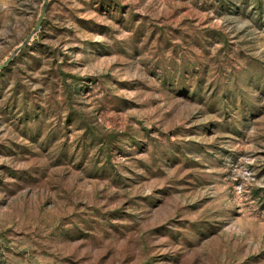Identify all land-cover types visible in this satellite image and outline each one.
Here are the masks:
<instances>
[{
	"label": "rangeland",
	"instance_id": "374dc122",
	"mask_svg": "<svg viewBox=\"0 0 264 264\" xmlns=\"http://www.w3.org/2000/svg\"><path fill=\"white\" fill-rule=\"evenodd\" d=\"M43 0H0V64ZM0 264H264V0H49L0 71Z\"/></svg>",
	"mask_w": 264,
	"mask_h": 264
},
{
	"label": "water",
	"instance_id": "95a60500",
	"mask_svg": "<svg viewBox=\"0 0 264 264\" xmlns=\"http://www.w3.org/2000/svg\"><path fill=\"white\" fill-rule=\"evenodd\" d=\"M48 1L49 0H43L40 13L32 31L13 49L11 54L0 64V71L3 70L13 60V58L29 44L32 37L39 31L42 20L45 15Z\"/></svg>",
	"mask_w": 264,
	"mask_h": 264
}]
</instances>
